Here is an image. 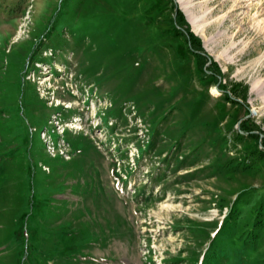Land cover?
<instances>
[{
    "label": "rangeland",
    "instance_id": "1",
    "mask_svg": "<svg viewBox=\"0 0 264 264\" xmlns=\"http://www.w3.org/2000/svg\"><path fill=\"white\" fill-rule=\"evenodd\" d=\"M0 264H264V0H0Z\"/></svg>",
    "mask_w": 264,
    "mask_h": 264
},
{
    "label": "bare ground",
    "instance_id": "2",
    "mask_svg": "<svg viewBox=\"0 0 264 264\" xmlns=\"http://www.w3.org/2000/svg\"><path fill=\"white\" fill-rule=\"evenodd\" d=\"M180 2H182V0H179ZM215 93H218L216 90H214Z\"/></svg>",
    "mask_w": 264,
    "mask_h": 264
}]
</instances>
